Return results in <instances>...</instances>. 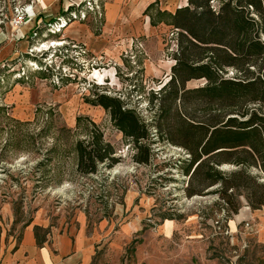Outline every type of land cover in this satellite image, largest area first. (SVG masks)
Masks as SVG:
<instances>
[{
	"label": "rangeland",
	"instance_id": "rangeland-1",
	"mask_svg": "<svg viewBox=\"0 0 264 264\" xmlns=\"http://www.w3.org/2000/svg\"><path fill=\"white\" fill-rule=\"evenodd\" d=\"M187 3L0 0V242H18L34 218L55 229L82 221L100 234L107 223V240L120 237V264H264V244L244 224L232 228L218 186L187 196L191 155L169 125L175 110L203 120L205 105L189 96L159 120L158 100L151 103L175 64L170 15ZM204 85L190 80L184 89ZM100 101L131 111L146 137L136 146ZM98 133L117 162L81 175L75 145ZM248 173L264 183L259 170ZM241 194L234 201L250 208Z\"/></svg>",
	"mask_w": 264,
	"mask_h": 264
},
{
	"label": "trees",
	"instance_id": "trees-1",
	"mask_svg": "<svg viewBox=\"0 0 264 264\" xmlns=\"http://www.w3.org/2000/svg\"><path fill=\"white\" fill-rule=\"evenodd\" d=\"M211 1L188 0L187 6L170 15L178 35L175 64L169 82L151 103L158 100L159 120L169 118L177 101L185 107L189 96L205 105L203 120L175 110V123L169 125L191 155L187 196L203 195L218 186L214 193L230 214H236L240 205L234 199L241 191L251 209L264 206V183L248 173L255 168L264 175V1L226 0L217 11ZM229 70L232 77L227 76ZM199 79L204 86L184 89L188 81ZM113 102L100 104L114 109V126L137 146L146 137L139 131L144 126L131 111L118 110ZM75 151L77 172L84 176L95 174L100 164L110 169L117 162L113 146L100 133L92 135L91 142L78 141ZM223 164L240 169L225 174L219 169Z\"/></svg>",
	"mask_w": 264,
	"mask_h": 264
},
{
	"label": "crops",
	"instance_id": "crops-1",
	"mask_svg": "<svg viewBox=\"0 0 264 264\" xmlns=\"http://www.w3.org/2000/svg\"><path fill=\"white\" fill-rule=\"evenodd\" d=\"M231 224L235 229L244 224L246 232L264 244V206H243L233 214ZM106 225L101 223L100 234L88 231L82 221L55 229L34 218L23 227L18 242H0V264H120V237L110 243Z\"/></svg>",
	"mask_w": 264,
	"mask_h": 264
},
{
	"label": "bare ground",
	"instance_id": "bare-ground-1",
	"mask_svg": "<svg viewBox=\"0 0 264 264\" xmlns=\"http://www.w3.org/2000/svg\"><path fill=\"white\" fill-rule=\"evenodd\" d=\"M55 44H57V43H55ZM60 44V43H59ZM59 44H57V45H59ZM55 46V45H54Z\"/></svg>",
	"mask_w": 264,
	"mask_h": 264
}]
</instances>
